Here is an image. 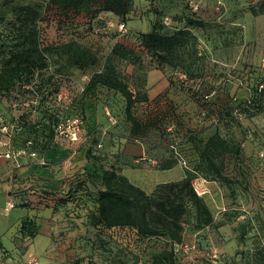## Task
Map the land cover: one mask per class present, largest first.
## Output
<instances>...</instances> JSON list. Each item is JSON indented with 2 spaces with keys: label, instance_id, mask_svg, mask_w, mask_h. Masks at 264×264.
I'll use <instances>...</instances> for the list:
<instances>
[{
  "label": "rangeland",
  "instance_id": "obj_1",
  "mask_svg": "<svg viewBox=\"0 0 264 264\" xmlns=\"http://www.w3.org/2000/svg\"><path fill=\"white\" fill-rule=\"evenodd\" d=\"M17 4L0 0V21L12 23L15 14L11 10ZM234 9L238 11L241 23H245L246 35L254 38L253 44L250 42L248 45L249 49L261 52L264 13L253 15L250 0H134L131 11L123 18L103 11L95 13L94 8L67 16L53 9L41 8V14L35 21L38 39L40 36L51 45L72 43L96 58L84 70L73 67L65 57L61 59L66 82L62 86L65 93L60 102L65 105L79 95L80 88L88 85L116 44L132 49L133 58L117 62V71L136 97L132 115L141 122H154L156 127L142 137H132L124 120L125 114L119 109L124 100L110 91V104L115 110L117 108L111 116L122 117L111 130L108 125L98 123L99 128L110 133L100 137L101 146H95L89 157L100 168L114 165L119 170L124 169L128 180L147 193L158 182L175 181L186 175L195 177L193 183L196 188L207 189L203 199L213 216V224L201 230L184 225L183 239L175 246L174 264H264V133L258 130L245 131L238 138L233 135L239 146L242 141H247L242 149L243 158L235 162L227 158L223 173L229 182L214 181L210 189L207 182L213 181L211 177H196L199 151L186 139V131L195 132L196 141L199 139L203 143L213 133L212 129L204 130L201 95L196 93L199 95L196 98L195 88H187L181 83L180 72L173 74L168 68L156 67L150 56L141 53L138 46V35L148 32L154 22L172 29L182 26L184 19L189 18L204 23L202 28L192 29L198 39L197 47L204 51L205 38L223 34L217 23H227ZM120 23L125 25L126 32L117 31ZM237 33L240 38L244 35L240 28ZM241 66L234 77L240 102L251 94L248 84L253 80L256 82L257 74L249 65L242 63ZM259 79L264 81V73H260ZM262 101L264 103V94ZM221 131V134L226 133L224 129ZM87 145L83 138L74 143L65 140L66 149L85 148ZM142 145L146 146L143 155L133 152L134 156L130 154L132 156L125 163V149H136ZM76 160L83 162L79 156ZM162 163H174L175 170H157ZM84 165L85 162L80 168L83 169ZM74 207L83 210L84 215L92 211L90 202L61 204L56 210L69 211ZM98 233L89 228L79 238L76 251L66 253L61 264H159L153 256L163 250V242L148 240L142 250L129 229L112 228L100 232L99 236Z\"/></svg>",
  "mask_w": 264,
  "mask_h": 264
},
{
  "label": "trees",
  "instance_id": "obj_2",
  "mask_svg": "<svg viewBox=\"0 0 264 264\" xmlns=\"http://www.w3.org/2000/svg\"><path fill=\"white\" fill-rule=\"evenodd\" d=\"M9 1L18 4L11 10L15 14L12 23L0 21V97L7 101L11 111L17 112L16 118L8 119L7 124L4 121L2 123V127L8 129L5 135L9 139L10 147L24 152L34 151L36 154L45 148L54 149L51 144L52 135L60 121L74 115L80 116L86 132L84 144L88 143L84 148L86 158L91 160L96 170L83 172V177L76 182L78 190L74 191L75 195L69 192L61 194L63 198L53 200L55 206L67 202H90L92 211L86 215V225L89 228L99 233L112 228L129 229L133 237L140 242L142 250L148 240L163 242V250L154 255L153 260L159 264H174L175 246L183 239L184 225L201 230L214 221L203 197L198 196L192 187L191 181L195 177L186 175L179 180L161 182L147 193L132 184L114 165L100 168L93 158L89 157L95 146H101L100 137L110 133L106 130L103 132L95 120L89 121L86 118L87 112L92 113L100 106L95 100L101 93H107L108 96L111 91L124 100L119 109L125 114L124 120L130 127L132 137H142L149 129L156 127V123L141 122L132 115L131 109L136 97L117 71V62L133 58L132 49L120 43L116 44L101 69L94 72L84 91L68 105L63 103L60 107H54L51 99L59 86L66 82L61 59L65 57L73 67L84 70L93 64L96 58L72 43L41 47L35 23L41 14V8L53 9L66 16L94 8L95 13L103 11L123 18L131 11L134 0ZM259 12L264 13V3L257 10L252 9L251 13L256 15ZM203 26L201 21L189 18L184 19L182 26L172 29L154 22L148 32L138 35V46L141 53L150 56L156 67L168 68L173 74H183L181 83L187 88H195V94L201 95L204 106L209 99L219 94L228 98L229 101L215 120L216 125L220 128L223 126L221 129L226 131V135L213 130L203 143L199 139L196 141L195 132L186 131V139L199 151L196 177L204 175L203 178L211 177L213 181L229 182L223 173L224 163L227 158L235 162L243 157L241 146L236 143L235 135L231 132L234 128L237 129L244 117L264 112V81L259 79L262 72L256 71V82L253 80L248 84L251 94L242 102L236 96L229 97L230 86L226 81L218 90L210 89L205 92V49L199 50L198 39L192 33V29ZM29 84H32L31 90L22 88L23 85ZM238 84L240 85L241 81ZM259 86L262 87L259 89ZM197 94L195 97L199 98ZM26 101L28 106L24 105ZM13 102L16 107H12ZM9 107L7 109L10 110ZM173 166L174 163H162L157 170H170ZM77 193L80 194L77 196ZM71 210L81 209L74 207ZM37 232L38 228L31 219L22 220L19 230L22 238H33Z\"/></svg>",
  "mask_w": 264,
  "mask_h": 264
},
{
  "label": "crops",
  "instance_id": "obj_3",
  "mask_svg": "<svg viewBox=\"0 0 264 264\" xmlns=\"http://www.w3.org/2000/svg\"><path fill=\"white\" fill-rule=\"evenodd\" d=\"M235 11L234 9L231 12L230 20L227 23H217L221 26L223 34L205 38L206 57L203 70L205 92L210 89L218 90L226 81L230 86L229 97H238L240 93H238V87L235 86L234 74L242 67V63L249 65L251 70L264 73V43L263 41L260 43L261 52H252L249 49L248 45L250 42L253 44L254 38L246 35L245 23H241L239 13ZM239 28L244 34L242 38L237 37L236 29L239 30ZM62 86H59L57 91L64 92ZM97 97L95 102L101 107L98 106L92 113L87 112L86 118L89 121L92 119L97 123L108 125L109 130H111L112 125L121 119V113L119 114L121 117L111 116V114H115L116 110L110 104L107 93H102ZM228 101L227 97L219 94L206 102L207 105L204 106V130L212 129L217 130L219 134L222 133L215 120ZM52 103L54 107L61 105V102L55 100ZM24 105L28 106V101ZM9 106L7 101L0 97V141L3 144H8L9 139L1 131L2 123L4 121L7 124L8 119L17 116V112L11 111ZM8 107L10 110L7 109ZM263 129L264 112L244 117L237 129L234 128V135L238 138V136L244 135L245 131L258 132V130L264 133ZM51 141L54 149L45 148L43 151H38L37 159L27 156L20 157L19 167H15L14 161L0 157V264H16V262L20 264L64 263L65 254L76 251L79 238L89 231L83 210H56L58 206H55L53 200L58 197L63 198L61 194L64 195L67 192L75 195L74 191L78 190L76 182L83 177L81 173L96 167L90 159L86 158L87 154L84 147L66 149L65 139L56 136L54 133ZM246 143L247 141H242L240 145L242 156L244 155L242 149ZM145 149V145L136 147V149H130V147L125 149L123 153L124 162L128 163L129 156H134L133 152L138 156L143 155ZM78 156L82 157L83 162H85L83 169L80 168L83 162L76 160ZM42 157L47 162L45 167H40L36 162ZM171 170L175 169L163 171ZM120 171L126 176L124 169ZM181 178L182 176L178 180ZM207 184L211 189L215 183L208 181ZM78 194L80 193H77V196ZM8 204L13 205L9 210L6 209ZM25 218L31 219L38 228V232L33 238L20 236V226Z\"/></svg>",
  "mask_w": 264,
  "mask_h": 264
},
{
  "label": "built area",
  "instance_id": "obj_4",
  "mask_svg": "<svg viewBox=\"0 0 264 264\" xmlns=\"http://www.w3.org/2000/svg\"><path fill=\"white\" fill-rule=\"evenodd\" d=\"M262 3H264V0H250V4L251 7L255 10L259 9V7L262 5ZM109 24V23H108ZM117 31L119 33H124L126 32L125 29V25L123 23H120L119 25H117ZM39 44L41 47H47L49 45H51L50 43H48V41L43 40V38L39 36ZM57 44V43H54ZM264 61V60H263ZM180 77L184 78V75L180 73ZM35 80H36V75L34 76ZM35 82V81H34ZM32 84L29 85H23L22 88L25 90H31L32 88ZM262 86H259V89ZM84 91V87L79 89L78 94L82 93ZM64 92H60L57 91L54 95H53V99H51V101H56V102H60L61 99L64 96ZM51 98V97H50ZM12 107H16V103H11ZM33 104H36V101L33 102ZM63 104V103H61ZM109 116V114H107ZM113 121V119H112ZM7 128L6 127H2L1 131L4 133H7ZM105 132V130L103 131ZM54 134L58 137H62L64 138L66 141L74 143L75 141L80 140L81 138H83V140L86 139V132L82 127V118L78 115H74L72 117H69L63 121H60V123L57 125V127L54 129ZM99 147V146H98ZM36 153L34 151H30V152H24L22 150H13L9 143L8 144H3L0 141V157L2 156L5 159H10L12 161H14L15 163V167H19L20 166V162H19V158L22 156H27L28 158H36ZM37 165L41 166V167H45L47 166V162L44 158H40L38 160H36ZM196 180V179H194ZM194 181H191L192 187L194 188L196 194L200 197H203L205 194H207V189L205 188H196L195 187V183H193ZM13 207L12 204H8L6 206V209L9 210Z\"/></svg>",
  "mask_w": 264,
  "mask_h": 264
}]
</instances>
